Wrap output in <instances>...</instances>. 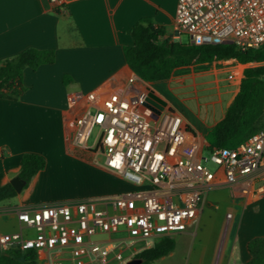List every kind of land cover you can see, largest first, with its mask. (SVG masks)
I'll return each mask as SVG.
<instances>
[{"label":"built area","instance_id":"built-area-1","mask_svg":"<svg viewBox=\"0 0 264 264\" xmlns=\"http://www.w3.org/2000/svg\"><path fill=\"white\" fill-rule=\"evenodd\" d=\"M50 1L64 10L63 0ZM174 40L260 49L264 0H178ZM145 85L133 75L121 91L76 94L66 130L71 155L93 163L103 155L105 169L139 190L10 208L20 230L0 233V254L31 251L38 264H129L161 239L185 233L212 191L228 189L247 203L264 198V128L236 149L204 157L206 145L180 115L146 106L156 93Z\"/></svg>","mask_w":264,"mask_h":264},{"label":"crops","instance_id":"crops-1","mask_svg":"<svg viewBox=\"0 0 264 264\" xmlns=\"http://www.w3.org/2000/svg\"><path fill=\"white\" fill-rule=\"evenodd\" d=\"M63 2L64 10H60L50 0H0V66L31 48L56 53L55 63L25 69V92L17 101L0 99V187L18 177L24 154L46 159L45 168L27 188L0 207V233H4L1 219L6 215L10 228L20 230L15 214L7 213L10 208L110 197L134 186L102 165L111 187L94 194L70 188V169L92 166L67 149L66 130L77 107L73 98L101 88L121 91L127 87L136 74L125 60L124 47L133 43L131 31L139 21L150 20L166 32V39L175 41L178 0ZM247 67L235 60L196 64L177 69L167 80L147 83L159 86L153 90L156 95L206 145V135L226 116ZM222 207L228 213L219 220ZM211 222L221 228L217 244L226 251L222 264H244L251 259L249 241L264 237V198L247 203L228 189L212 191L196 221L177 237L197 234L201 224Z\"/></svg>","mask_w":264,"mask_h":264},{"label":"trees","instance_id":"trees-1","mask_svg":"<svg viewBox=\"0 0 264 264\" xmlns=\"http://www.w3.org/2000/svg\"><path fill=\"white\" fill-rule=\"evenodd\" d=\"M133 43L124 47V57L130 69L145 82L169 79L183 67L223 60H235L248 65L244 70L240 88L228 107L226 116L206 135L205 152L214 149H236L249 137L264 128V47L241 49L234 44L193 45L170 41L166 32L155 27L150 20H141L131 31ZM54 50L27 49L6 60L0 66V99L17 101L25 92V69H38L55 63ZM69 77H64L67 83ZM46 166L43 155L24 154L18 177L30 184ZM18 195L10 184L0 187V203ZM176 248L175 238H164L137 255L141 264H154ZM251 259L244 264H264V237L248 243ZM0 264H38L31 251L14 249L0 254Z\"/></svg>","mask_w":264,"mask_h":264},{"label":"rangeland","instance_id":"rangeland-1","mask_svg":"<svg viewBox=\"0 0 264 264\" xmlns=\"http://www.w3.org/2000/svg\"><path fill=\"white\" fill-rule=\"evenodd\" d=\"M184 41L187 42V38L183 37ZM255 65H264L255 64ZM157 85L148 83V85L144 86L145 91L154 92L153 90L157 89ZM162 95L167 96L168 99H171L170 94H165L160 91ZM161 96V95H158ZM184 126L186 124L184 123ZM98 129L95 128L92 136L89 140V144H92V141L97 134ZM203 141V139H200ZM205 145V142H202ZM204 157H209L208 152L204 150ZM105 161L103 155H100L97 163H91L92 166H83L77 169H70V178L69 184L70 188L74 192L84 193V194H94L100 192L105 187H111V178L107 177V175L102 170V165ZM90 163V161H89ZM209 168L212 171H216L218 166L213 163L208 164ZM139 190V188L133 186L131 188L121 190V193L124 192H132ZM120 193V194H121ZM12 200V199H10ZM9 200L1 202L0 207L6 205ZM211 209H215V205L211 207ZM228 210L226 207H222L218 211L219 220H224ZM230 214V213H229ZM228 214V215H229ZM2 224L3 229L1 232H12L11 223H9L8 216H3ZM219 224V221H218ZM213 225L212 222L210 224H201L197 229V234H192L188 237H177L176 240V248L170 253L168 256L157 260L154 264H222L223 257L225 254V249H223L220 244H217V236H220L221 228L219 225ZM225 237L226 231L222 233Z\"/></svg>","mask_w":264,"mask_h":264},{"label":"water","instance_id":"water-1","mask_svg":"<svg viewBox=\"0 0 264 264\" xmlns=\"http://www.w3.org/2000/svg\"><path fill=\"white\" fill-rule=\"evenodd\" d=\"M146 106L151 108L158 115H161L167 107V102L151 93L147 98ZM10 184L15 188L18 194H20L27 185V183L22 181L19 177L13 179ZM129 264H141V261L139 259H134Z\"/></svg>","mask_w":264,"mask_h":264}]
</instances>
